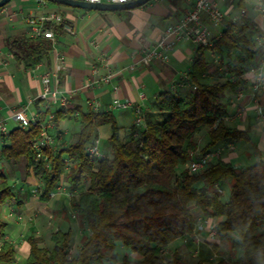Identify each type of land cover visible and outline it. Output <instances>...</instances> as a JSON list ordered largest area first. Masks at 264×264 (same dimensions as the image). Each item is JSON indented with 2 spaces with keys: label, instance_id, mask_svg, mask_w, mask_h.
I'll return each mask as SVG.
<instances>
[{
  "label": "trees",
  "instance_id": "16d2710c",
  "mask_svg": "<svg viewBox=\"0 0 264 264\" xmlns=\"http://www.w3.org/2000/svg\"><path fill=\"white\" fill-rule=\"evenodd\" d=\"M53 30L60 34L63 29L55 25ZM8 44L26 67L42 62L53 49V41L45 37L19 35ZM212 57H217L213 70ZM260 58L264 59V31L243 15L229 22L212 45L198 48L188 72L196 89L186 95L163 91L155 103L156 112L144 116L142 128L133 124L126 140L113 112L103 105L97 111H83L79 106L55 111L57 121L80 112L75 139L55 147L33 146L41 136L39 124L15 127L4 134L0 160H24L27 172L41 179L43 201L68 184L71 204L90 230L73 255L69 231L53 232L52 247L29 236L25 264H101L108 259L113 264H184L178 252L169 258L162 252L177 238L194 239L197 219L192 205L221 218L217 236L226 246L223 250L221 244H204L195 264H264V161L242 170L222 159L211 160L199 172L186 167L204 128L208 142L202 153L222 140L249 138L247 131L226 124L223 97ZM36 106L41 113L47 112ZM103 124L112 128L111 155L97 157L87 147ZM229 179L230 195L223 200L214 187ZM15 194L0 166V264L17 261L16 246L7 238L8 223L2 217L4 205ZM117 245L129 248L137 260L131 262L125 255L118 262V255L111 253ZM215 255L218 259L213 262Z\"/></svg>",
  "mask_w": 264,
  "mask_h": 264
},
{
  "label": "crops",
  "instance_id": "0c3cea01",
  "mask_svg": "<svg viewBox=\"0 0 264 264\" xmlns=\"http://www.w3.org/2000/svg\"><path fill=\"white\" fill-rule=\"evenodd\" d=\"M25 1L27 3L24 2L20 8L15 9L17 4L14 0L0 8V115L5 119L8 131L20 126L13 117V113L21 107H27L29 114L35 113L40 119L45 120L50 113L59 109L66 110L79 106L83 111H87V101L92 98L100 101L101 106L103 105L106 110H111L119 126L123 127L131 114L138 115L137 109L143 117L147 113H155V103L163 91L170 90L186 95L196 89L188 75L199 48L194 42L186 40L177 43L166 62L152 60L144 63L142 60L143 49L154 45L167 25L182 20L187 11L193 7L195 0H150L144 5L131 9L93 10L95 13L92 14L90 10L84 9L83 15L87 17L86 20L83 16L81 19L75 16L79 12L74 9L62 10L60 7L62 4L54 1ZM213 1L224 13V19L219 24H215L205 15L203 16L210 30L211 41L221 36L229 22L236 21L243 15L257 23L264 31V1ZM258 4L262 5L263 10L256 8ZM25 10L28 11V17L21 18ZM242 10L245 12L242 13ZM51 13L59 14L52 22L62 27V33L55 34L53 49L47 58L34 67H26L10 51L8 40L19 35L30 36L28 19L33 17L40 20L41 17ZM66 13L69 15H65ZM67 25L72 31L66 29ZM102 54L110 55L112 67L120 72L110 84L88 88L85 84L91 74V67ZM212 55L210 53V56ZM59 56L67 62L68 70L61 72L52 84L59 86L60 94L63 95H69L71 89L76 90L70 95L67 107L58 103H48L38 98L42 90L40 75L47 70H54ZM212 59L211 70L216 66L217 57H212ZM256 65L260 68L249 69L241 76V82L227 89L224 95V102L227 105L226 124L247 131L249 138L239 141L222 140L209 150L218 151L213 161L222 159L230 162L236 170H242L256 162L264 161V90L256 94V97L253 90L259 74L264 75V59H258ZM105 71L104 68H100L101 74ZM113 85L119 86L116 94L112 90ZM238 89H241L242 96L236 99L235 94ZM115 96L123 102H132L133 106L126 108L112 106ZM37 103L42 110L47 112L41 113L36 106ZM259 103L262 113L258 109ZM79 114L77 110L71 117L67 116L58 121L54 119L50 132L58 135L62 143L69 142L67 137L70 130L74 128V125L70 123V118L78 119ZM111 134L110 124H103L98 128V135L101 139H109ZM3 137L4 135L0 134V149ZM197 142L198 149L202 150L200 138ZM0 164L4 168L17 170L16 181L20 185L15 188V197L9 200L6 203L7 206L2 209V217L8 223L7 238L14 242L17 250L15 264H19L24 257L26 261L30 250L29 236L40 238L41 245H43L45 239L51 238L52 233L58 229L71 233L70 253L72 255L77 253L89 237L90 230L81 213L72 206V192L67 185H60L51 193L49 200L43 201L40 199L41 179L33 171L27 172L24 160L1 159ZM225 183L218 184L214 189L223 194ZM191 207L196 214V219L201 217L206 221L218 222L221 219L216 215L205 214L195 205ZM195 238L188 241L186 245L191 251L197 248L199 251L194 255L199 257L204 244L221 243L218 236H211L208 231L195 235ZM182 246L186 247L184 244ZM182 246L177 248H182ZM167 248L168 245L164 249L170 252L171 249ZM131 256L132 258H129L131 262L138 258L135 253H131ZM107 264H112L110 259L107 260Z\"/></svg>",
  "mask_w": 264,
  "mask_h": 264
},
{
  "label": "built area",
  "instance_id": "2783aa9c",
  "mask_svg": "<svg viewBox=\"0 0 264 264\" xmlns=\"http://www.w3.org/2000/svg\"><path fill=\"white\" fill-rule=\"evenodd\" d=\"M1 1V0H0ZM89 2H106V3H126L130 0H84ZM261 2L264 0H260ZM257 9L263 10L261 4L256 5ZM245 10H242L244 13ZM209 18L213 23L219 24L224 19V13L220 10L217 3L213 0H195L193 7L187 11L182 20L177 23H171L165 27L158 41L151 47L143 49L142 60L144 63H149L152 60H160L166 62L169 60L170 53L174 46L181 42L190 40L194 42L198 47L210 46L212 41L210 40V30L206 25L203 16ZM59 16L58 13H51L50 15L43 16L40 20L35 18L28 19V25L30 26L31 37H45L52 41H55L54 26L52 22ZM66 29L72 31L69 25ZM112 59L108 54L100 55L96 63L91 67V74L87 83L85 84L88 88H94L101 85L110 84L113 79L119 74L120 70L112 67ZM253 65L251 70L259 69ZM100 68H104L105 73H100ZM68 70V64L63 57L59 56L57 64L54 70H47L40 75L42 82V90L38 94V98L42 101L58 103L63 107H67L70 102V95L75 93V89L69 91V95L60 94L61 91L59 86H53L52 81L57 80L59 74L63 71ZM119 86L113 85V92H118ZM254 95H258L264 90V75L259 74L258 81L253 85ZM242 96L241 89H238L235 94V98L239 99ZM88 109L97 111L101 107L100 101L92 98L87 101ZM112 106L114 107H130L133 106L130 101H121L117 96L113 99ZM259 112L262 113V107L259 103ZM240 110H242L240 108ZM137 117L135 123L138 125L144 124V117L140 110L137 109ZM13 117L19 122L20 127L27 128L31 125L39 124L41 127V136L33 141V146L36 149L42 147L51 146L55 147L58 144H62V140L58 135H54L50 132L53 127V121L55 114L50 113L45 120L38 117L37 114H29L27 107H21L13 113ZM8 133V128L5 119L0 115V134L4 135ZM100 139L95 137L87 147V151L97 157H103L104 154L99 147ZM218 154V151H208L200 156L192 155L188 162V169L191 172H199L203 170L206 165ZM41 154L39 153L38 156ZM216 184L215 186H217ZM217 224L218 221H206L199 217L197 218V224L195 228V235L201 234L204 231H208L209 235L217 236ZM186 242L187 239L184 238ZM216 256V255H215ZM214 256V257H215Z\"/></svg>",
  "mask_w": 264,
  "mask_h": 264
},
{
  "label": "rangeland",
  "instance_id": "374dc122",
  "mask_svg": "<svg viewBox=\"0 0 264 264\" xmlns=\"http://www.w3.org/2000/svg\"><path fill=\"white\" fill-rule=\"evenodd\" d=\"M14 1L17 4L15 9L16 8H20L24 4V2L27 3L25 0H14ZM33 1H35V0H33ZM60 7H61L62 10H65V11H70V10H73V9L76 10L79 13L77 15H75V16L79 17V19H81L82 16H83L84 20H86V18H87L86 16L83 15V13L85 12L84 9L72 8L71 6H67V5H60ZM88 10H90V9H88ZM89 12L91 14L95 13L93 10H90ZM67 14L68 13H66L65 15H67ZM23 17L24 18L28 17V11L27 10L22 12L21 18H23ZM208 55H209V53H208ZM224 99H225V97H223V100ZM136 117H137L136 114L135 115L131 114L130 115V119H127L125 121L124 126L122 127L121 132H120L121 137H122L123 140H126L128 138L129 128L131 126V123L134 122V120H136ZM70 120H71L70 123H72L74 125L73 126L74 128H72L70 130V134L67 137L68 141H71V140L75 139L76 134H77V132L79 130V120L75 119V118H70ZM134 124H136V123L134 122ZM142 126H143L142 124L138 125L139 128H142ZM98 137H99V135H98ZM198 138H200V145L204 147L207 144V142H208L207 128H204L201 131V133L197 136V139ZM99 139H100V144H99L100 150L102 151V153L105 156H110L111 155V144H110L109 139H101L100 137H99ZM65 140H66V138H65ZM219 143L220 142H218L216 144H219ZM191 154L197 157L199 154H202V151L199 150V149H196V150L191 151ZM191 156H190V158H191ZM0 166L2 167V170L6 173V175L9 177L10 183L13 184L15 186V188L19 187L20 185L17 184V181H16V178H17V175H18L17 170H11V169H8V168H4L1 164H0ZM188 166L189 165L187 164L186 167H188ZM66 185H68V184H66ZM231 185H232V180L231 179L227 180V182L224 185L225 191L223 192V194H221V197H222L223 200H228L229 195H230V191H231ZM6 206L7 205L5 204L4 207H6ZM8 231H9V229L6 228V232H8ZM187 242H188V240L185 242L184 238H182V237L175 239L174 241H172L168 245L167 249H171L170 252L168 250H165V249L163 250V252H162L163 256L165 258H169L175 252H178L181 255V258H182V261H183L184 264H195V262L199 259V256H195L194 254H197V251H199V250L196 248L194 251H191V249L187 248V245H186ZM183 244L186 247H183L182 246ZM220 244H221V249L224 250L226 248V246L222 242ZM43 245L46 246V247H52L53 242H52L51 238L48 237L47 239H45ZM179 246H182V248H177ZM111 253H116L118 255V258L116 259L118 262L121 260L119 257H123L125 255H129V258H132L131 251L129 250V248L121 246V245H117L116 248L113 251H111ZM217 259L218 258L215 256L212 259V261L215 262V261H217ZM116 260H114V261H116ZM103 262L105 264H107V260H104ZM110 262H111V259H110ZM111 263L113 264L114 262H111ZM19 264H25V257H24V259H22V261Z\"/></svg>",
  "mask_w": 264,
  "mask_h": 264
},
{
  "label": "water",
  "instance_id": "95a60500",
  "mask_svg": "<svg viewBox=\"0 0 264 264\" xmlns=\"http://www.w3.org/2000/svg\"><path fill=\"white\" fill-rule=\"evenodd\" d=\"M11 0H1L0 8L9 3ZM57 2L62 5H67L71 7H78L90 10H100V11H117L135 8L144 5L150 0H130L126 3H106V2H89L84 0H50Z\"/></svg>",
  "mask_w": 264,
  "mask_h": 264
}]
</instances>
